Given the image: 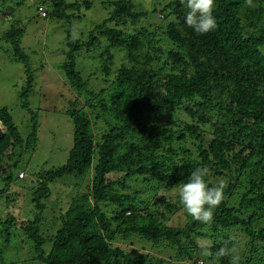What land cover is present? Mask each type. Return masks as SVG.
I'll list each match as a JSON object with an SVG mask.
<instances>
[{
	"label": "trees",
	"instance_id": "1",
	"mask_svg": "<svg viewBox=\"0 0 264 264\" xmlns=\"http://www.w3.org/2000/svg\"><path fill=\"white\" fill-rule=\"evenodd\" d=\"M94 3L104 19L85 38L66 37L60 66L76 95L64 111L73 123L66 163L25 179L17 173L39 127L28 106L34 73L23 29L0 36L23 64L19 100L31 123L23 136L0 107V264H264V0H215L217 27L206 34L185 24L181 0H41L38 11L69 23ZM82 52L101 61L98 91L76 69ZM197 167L209 169L210 186L224 181V199L210 222L187 215L173 225L179 189ZM66 175L81 190L46 218V205L59 203L50 184L65 189ZM3 201L36 212L18 221Z\"/></svg>",
	"mask_w": 264,
	"mask_h": 264
},
{
	"label": "rangeland",
	"instance_id": "2",
	"mask_svg": "<svg viewBox=\"0 0 264 264\" xmlns=\"http://www.w3.org/2000/svg\"><path fill=\"white\" fill-rule=\"evenodd\" d=\"M41 0H0V11L8 13L0 19V36L11 25L23 29L20 38V48L25 53L29 67L34 73L33 92L28 99V106L36 112L39 122L36 143L27 152H23V159L20 162L22 170L18 175L24 174L25 179L28 175H34L42 169L59 167L66 163L68 153L73 145V123L64 112L70 98L76 97L75 91L68 84L60 66L66 61L65 44L67 36L73 39L85 38L95 24L102 22L104 13L101 12L99 4L94 3L89 9L80 10V16L66 23L62 20L43 18L39 16L38 6ZM72 2L74 0H68ZM136 1L137 0H133ZM167 0H164V2ZM1 12V14H2ZM4 48L8 49V44L0 40V107L10 110L13 120L24 136L30 131L31 123L29 113L20 104V94L25 88L26 80L23 64L12 60L8 54L4 53ZM116 63L120 60L116 59ZM76 69L82 73L83 77H90V85L98 91L104 83L102 74L97 76L92 74L101 66V61L92 53H80L76 56ZM100 69V68H99ZM100 71V70H99ZM80 103L84 104L86 98L81 95ZM95 124L94 136L100 134V129L104 128V121ZM16 175L15 170L13 171ZM19 177V176H18ZM74 178L66 175L60 181L64 182L65 189L59 188L57 183L50 184L51 196L59 200V203H49L45 208V216L50 219L58 215L59 207L65 209L70 201V197L75 190L80 191L81 187L72 185ZM12 189H8L7 195H12L18 189L21 191L16 181H13ZM74 188V189H73ZM64 192V194H63ZM26 192H22V194ZM73 194V196H74ZM72 196V197H73ZM28 198V197H27ZM23 198L19 199L22 202ZM56 200V201H57ZM6 209L13 211V215L19 219L32 218L36 210L29 204L27 207H13L4 203ZM29 202V199H28ZM9 203V202H7ZM26 204V203H25ZM59 204V205H57ZM27 205V204H26ZM189 216L184 210L178 211L172 218L171 224L177 225L185 222ZM207 244L209 241H202ZM118 241L117 243H120ZM133 243L138 246H145V252L168 258L165 248L152 247L144 242ZM200 242V243H201ZM122 245V244H121ZM124 247L131 246L132 243H124ZM26 246H24L25 248ZM237 248V247H236ZM28 248L23 250L27 252ZM172 251V250H171ZM184 263V262H183Z\"/></svg>",
	"mask_w": 264,
	"mask_h": 264
},
{
	"label": "clouds",
	"instance_id": "3",
	"mask_svg": "<svg viewBox=\"0 0 264 264\" xmlns=\"http://www.w3.org/2000/svg\"><path fill=\"white\" fill-rule=\"evenodd\" d=\"M181 3L187 10L185 24L194 32L206 34L216 29L217 21L213 16L215 0H181ZM208 175L207 167L195 168L178 192L185 213L200 222H210L214 209L224 199V181L221 180L215 186H210L207 181ZM237 259L238 257H233V264Z\"/></svg>",
	"mask_w": 264,
	"mask_h": 264
},
{
	"label": "built area",
	"instance_id": "4",
	"mask_svg": "<svg viewBox=\"0 0 264 264\" xmlns=\"http://www.w3.org/2000/svg\"><path fill=\"white\" fill-rule=\"evenodd\" d=\"M20 176H23V174L21 173Z\"/></svg>",
	"mask_w": 264,
	"mask_h": 264
}]
</instances>
